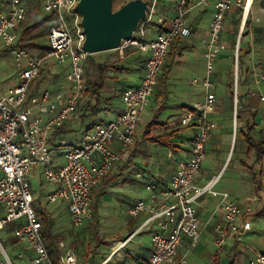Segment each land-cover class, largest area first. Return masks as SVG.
Here are the masks:
<instances>
[{
    "label": "built area",
    "instance_id": "2783aa9c",
    "mask_svg": "<svg viewBox=\"0 0 264 264\" xmlns=\"http://www.w3.org/2000/svg\"><path fill=\"white\" fill-rule=\"evenodd\" d=\"M36 1L49 14V48L42 55L32 54L16 44L19 29L26 18L27 0H7L0 10V41L9 47L20 68L17 84L5 93L0 92V228L16 225L13 230L15 240L25 246L15 258H11L0 241V264H16L17 261H25L26 264H77L75 252L63 242L56 245L57 255L55 263L52 262L42 236L43 224L35 210L29 174L36 167L40 168L45 180L54 186L45 195L46 205L65 203L71 226L82 227L91 218L92 191L130 156L141 116L158 84L171 46L178 39L192 35L189 15L196 9L208 7L212 11L207 35L200 40L205 65L201 82L204 100L195 105L193 111H186L179 117L181 127L193 130L188 157L177 166L167 185L160 181L146 183L147 199L129 205L127 216L146 215L133 234L155 228L151 234V250L140 264H187L186 257L178 255L182 239L188 238L191 247H195L201 232L217 213H220V221L213 226L216 253L224 251L226 241L237 239L251 230L254 209L230 202L228 193L215 191L220 174L203 186L199 180L210 135L217 129V123L210 116L216 108L215 90L220 85L214 79L216 65L227 49L221 37L225 19L232 10H240L243 28L253 6L257 5L261 19H255V22L264 29V0H171L175 13L169 20V26L164 27V19L159 17L155 23L159 30L151 38L147 37V26L156 15L158 0H143L148 2L146 18L140 22L132 38L123 41L117 49L136 47L140 53L147 54L139 85L123 91L122 112L113 120L93 125L75 144L61 143L56 148L49 145L52 133L67 122L78 120L76 110L86 91L84 71L90 55L83 50L85 36L81 17L76 11L78 0ZM239 32L238 40L242 29ZM49 59L58 64L69 61L66 75L68 92L45 89L40 93H30L31 84L38 79L43 64ZM233 59L237 66L238 45ZM234 80L233 138L239 101L236 74ZM255 82L258 84L259 81L256 79ZM248 96L264 101V96L255 90H248ZM114 143L117 147L113 146ZM53 152L63 158L62 164H54ZM206 196L217 199L218 203L208 221L202 223L197 207ZM261 199L264 200V192ZM21 219H25V224L17 226ZM126 242H119L117 250ZM111 258L112 254L99 264H110ZM247 264H264V253L257 254Z\"/></svg>",
    "mask_w": 264,
    "mask_h": 264
},
{
    "label": "rangeland",
    "instance_id": "374dc122",
    "mask_svg": "<svg viewBox=\"0 0 264 264\" xmlns=\"http://www.w3.org/2000/svg\"><path fill=\"white\" fill-rule=\"evenodd\" d=\"M126 1L125 0H113L112 9L117 10ZM7 0H0V10L6 5ZM168 9L173 8L171 0H159L156 7V15L153 18V22L147 26V37L151 38L155 28V23L162 13V7ZM27 12L26 18L21 25L18 32L19 44L29 50L32 54L42 55L46 51L48 46V40L46 34H41L40 28L35 23H45L44 19H49V14L45 13L39 6L36 0H27L26 3ZM211 10V7H208ZM255 19H261L257 7H253L251 16L246 20L243 25L240 39L239 30L241 27V14H236L234 18V24L228 20L231 33L224 35V39L230 44L229 49H226L222 56L228 59L221 61L220 64V78L222 83L216 87L215 93L218 94L216 100L217 106H224L226 109L223 112L220 123L224 124L223 129L218 128L211 135L208 145L206 147V159L201 165L202 180L200 185H205L207 181L217 176L220 173L218 182L215 186V191L223 193H229L231 189L240 180L241 175H245L250 178L252 182V176L256 170H250L246 165L256 166V158L254 151L250 154L247 153V143L242 140L241 130H245L243 125L239 126L236 118V131L235 138L236 144L232 142L233 128H234V101H232L231 109H228L230 94L227 90L226 83H231L235 87V74L240 76L244 88L246 89L247 98H255L248 96V90H258V87H264V35H256L255 28H261L260 23H256ZM210 21V18H209ZM209 21L204 18L200 21L199 30L207 32ZM70 25V21H68ZM156 32V31H155ZM239 41V42H238ZM30 42L33 45L29 44ZM180 46H187V49L183 52V61L174 63L172 70L167 74L164 84L161 83L160 78L156 87H167V97L161 102L158 101L160 90L155 89L152 96L149 98L148 104L141 116L139 127L136 131V139L140 138L142 144L139 148V153L135 155L133 159V165L128 169L130 178L135 182L134 187H108L104 190V196L98 197L100 186L104 182L101 181L97 187L92 191V203H91V218L86 220L82 227L73 228L70 224L67 214L66 206L63 203H56L51 206L46 205L45 195L47 192L53 190L54 186L51 185L42 175L41 169H37V173L33 169L29 174V182L31 183L32 193L36 201L35 210L37 216L41 220L42 214H47L49 218V231L51 237H55L57 245L59 242H63L66 247L72 248L77 256V264H99L103 261V258L109 253V246L111 245L112 251L120 246L123 242L124 236L130 235L134 228L133 225L128 224L131 219L127 216V208L134 201H141L147 199V192L145 191V184L158 181L160 176L168 174L173 168L177 166L185 158L183 153H179V149L154 145L144 140L143 133L148 123L152 120L156 122H166L170 118L173 119L178 112L176 106L178 101L175 100L177 94H171L173 87H191L190 78L198 75L202 68L201 51L202 45L199 46V38H189V40H181ZM193 45V48L191 47ZM201 44V43H200ZM227 45V44H226ZM238 45V63L235 66L233 59V53ZM175 55V54H174ZM144 54L140 53L138 48L132 47L123 49L122 51L113 50L103 52L99 54L90 55L85 63V85L88 86V92L83 94L79 107H77L76 114L78 120L73 121L68 127L69 132L63 133L60 136V141H65L68 144H75L81 139L85 128L90 123L107 122L113 118L115 109L112 110H99L95 114H89L92 108H96V98L92 96L94 82H99L100 75L98 73V66H103L105 69V81L106 87L122 88L135 86L138 83V75L140 64L143 61ZM69 61L63 64H58L55 61L49 59L43 64L40 75L36 81L31 84L30 93H40L45 89H49L53 92H68L69 85L66 81V75L69 71ZM109 66V67H108ZM20 68L15 62L13 56L10 53L9 47L5 46L0 41V92L5 93L7 90L17 84L18 72ZM162 70V69H161ZM161 75V72L160 74ZM223 78V80H222ZM256 79L259 81L256 84ZM201 80L195 84L200 87ZM201 89H203L201 87ZM259 92V91H258ZM101 96V94H99ZM264 96V92H262ZM257 98V97H256ZM238 99V97H237ZM258 99V98H257ZM116 105H119L117 99ZM264 102V101H262ZM159 106L161 108H159ZM227 106V107H226ZM119 107V106H118ZM158 108V109H157ZM186 111V110H184ZM239 101L236 105V117H239ZM176 120H179L177 118ZM219 122V121H218ZM222 130L221 133L219 130ZM166 131L164 125L156 127L151 131L152 136H158ZM220 133V134H219ZM247 133V132H246ZM256 133V132H255ZM179 137L171 140L176 142L177 147L181 150H188L189 143L185 141L189 138V131L183 129L179 132ZM254 135H252V138ZM51 138V137H49ZM238 139V140H237ZM51 139H48L50 141ZM51 142H49L50 145ZM246 143V145H245ZM137 144L134 146L136 147ZM56 148V147H55ZM180 150V151H181ZM131 151V150H130ZM130 157V156H129ZM54 164L56 163V152L52 155ZM129 159V158H128ZM63 160V159H62ZM61 161V159H59ZM222 169V170H221ZM38 174V175H37ZM110 175V174H109ZM109 175L107 177H109ZM139 175V177H137ZM106 177V178H107ZM248 192L252 190V187L247 188ZM253 191V190H252ZM251 193V192H250ZM126 195L122 200L121 196ZM255 199L258 195L252 193ZM208 197V196H207ZM206 197V198H207ZM128 201V202H127ZM212 201V200H210ZM208 202V201H207ZM215 200H213L206 210L211 211L215 206ZM256 206H253V209ZM2 214H0V218ZM17 226L25 224V219H21L16 223ZM16 225L11 224L0 228V241L3 243L8 255L11 258H15L19 250L25 248L24 244H18L13 235V230ZM151 230H155L154 227ZM134 233V232H133ZM123 236V237H122ZM149 234L145 233L139 238H143L145 243L149 240ZM126 238V237H125ZM136 238L133 243H137ZM142 239V240H143ZM0 252V257H1ZM16 264H26L25 261H17Z\"/></svg>",
    "mask_w": 264,
    "mask_h": 264
},
{
    "label": "crops",
    "instance_id": "0c3cea01",
    "mask_svg": "<svg viewBox=\"0 0 264 264\" xmlns=\"http://www.w3.org/2000/svg\"><path fill=\"white\" fill-rule=\"evenodd\" d=\"M255 6L257 7V5H254L253 7H255ZM161 10H162V13H164V14H161V16H159V17L164 19V27H168L169 26V20L173 17V15L175 13L174 5H173L172 9H168V8L163 6ZM211 11H212V9L209 10L208 8L207 9H200V10L196 9L195 11H193L189 15L188 22H189V25L192 27L193 32H192V35L190 37L183 38L184 40H187V39L189 40V38H199V41H200L202 38H204L207 35V32L203 31L204 33H202L199 30V28H200L199 23H200V21L204 20V18H206V20L209 21V18L211 16ZM235 11H237V10H234V11L232 10L227 15V18L225 19V23H224V30H223V33L221 36L222 40L225 42V44H227V49H229L230 44H228L227 41L224 39V37H225L224 35H228L229 33H231V31H229L230 27H229V24L227 23V21L230 20L229 18L234 14ZM257 11H258V7H257ZM241 25H242V22H241ZM158 30H159V27L155 26L154 30H152L154 32L151 33V37L155 36V34L158 32ZM183 39H178L174 43L175 45L174 46L172 45L174 47V49L172 51H169L168 56H167V58L163 64V65H167L170 67L168 70V73H170V71L172 70L174 63H176V62L179 63L180 60L183 61V52H184V50L187 49V46H180V44H181L180 41ZM200 43H201V41L199 42V46H201ZM191 47L193 48V45ZM146 56H147V54H144L143 61L145 60ZM200 56L202 59V68L200 70V73H198V75L195 73V76H192V78H190L189 83H190L191 87H187V85H185V87H173V91H171V94H177L175 97V100L178 101L177 102L178 105L176 106V108L178 109V112L175 113L176 115L174 116L173 119L170 118L166 122H162V123L157 122L159 125H164V127L166 129V131L164 133H170L172 131H179L180 132L181 130L186 129L184 127H181L179 124V120H176V119L179 118L184 112L190 111L189 109L194 108L195 105L203 102V100H204V90L201 89V87H202L201 83H200V87H192V86H197L195 84H197L200 80L202 82V79L204 77L205 65H204V60H203V50L201 51ZM228 58L229 57H227V58L223 57L221 54V57H220L219 61L217 62L214 79L218 83H222V82H220L221 81V78H220L221 69H220L219 63L223 60L228 59ZM143 61L141 62L140 68H139V75H138L139 80L135 86L122 87V88H117V87L114 88V87H106L105 86L103 88V90L100 92L101 96L99 95V102L96 105V109L89 112V114H95L99 110H101V111L102 110L103 111L112 110L113 111L115 109L116 112L113 115V118L111 120H113L117 115H119L123 109V106L121 103V94L123 93L124 90L133 89L139 85L140 79L142 77ZM184 65L187 66V64L185 62H184ZM161 75H162V70H161ZM161 75H159V78L161 77ZM222 80H223V78H222ZM244 87L245 86H243V84H241L240 90L242 91L243 94L246 95V89ZM165 88H167V87H161V88L155 87V89L160 90V94H159V98H158L159 102H161L165 97H167L168 92H167V89H165ZM88 89H89V87H86V91ZM155 89H154V91H155ZM154 91H153V93H154ZM257 91H259V93L262 94V92H264V87H258ZM215 95H216V100H217L218 94L215 93ZM245 95L243 98H241V104L239 106V110H240L239 111L240 112L239 117H236L238 120L239 126L243 125V128H245V130H241V134H242L241 136H243L242 140L244 141L245 134H250L251 138H252V135H254V137L252 138V140L254 142L264 144V102L259 101V99H257L256 97L255 98H247ZM116 99H117L119 105H116V103H115ZM229 103H230V105L228 106V109H231V106H232L231 96L229 98ZM159 108H161V107L159 106ZM224 109H226L224 106L222 107L220 105L219 106L216 105L214 113L210 116V118L217 123V129L220 127H221V129H223L222 126L224 124H222L223 122L220 123V121H221V117L223 115V112L225 111ZM184 110H186V111H184ZM111 120H109V121H111ZM109 121H107V122H109ZM72 122L73 121H69L66 123V125H65V131L66 132H69L68 127H69V125H71ZM103 123H106V122H101V124H103ZM96 124H98V123L88 124V125H90V127L87 128V126H88L87 125L84 133L87 130H89L93 125H96ZM221 129L219 130L220 133L222 131ZM186 130L189 131V138L186 139L185 141H188L189 148H190V140H191V137L193 134V130L192 129H186ZM164 133H162V134H164ZM162 134H160V135H162ZM213 134H214V132L211 135H213ZM211 135H210V137H211ZM177 137H179V135L174 136L171 140L174 141V139H176ZM234 138L232 139V142H234L236 144V141L234 140ZM209 140H210V138H209ZM141 141L142 140L140 138L135 140V144H137V145H136V147L133 146L131 148L129 159L127 161L117 165L113 169V171L110 173L109 177L105 178L104 182L102 183V186L106 182H108V186L106 188H108V187H118V188L125 187V188H127L128 186L129 187L135 186L134 185L135 182L130 178V176L128 174V169L133 165V159H134L135 155H137L140 151L139 148L142 144ZM54 143L57 146L61 143H67V142L60 141V139L58 138ZM50 145H52V144H50ZM154 145H157V144H154ZM245 145H246V143H245ZM56 146H52V147L55 148ZM113 146L117 147V144L114 143ZM175 146H176L175 148L179 149V153H181V154L183 153L185 158L188 157L189 149L188 150H181L180 148L177 147L176 142H175ZM247 148H248V146H247ZM59 159H61V161H59ZM62 159L63 158L56 152V158H55L56 163L55 164H59V165L62 164L63 163ZM246 166L250 170H256L255 174L252 176L253 181L250 182L249 177H246L245 175H241L240 180L237 181V184L233 187V189H231L229 191L228 200L230 202L237 203V204H240L243 206H251L252 208H253V206H256V208H254L253 216L251 217V220H250L251 221V230L245 232L243 235H241L237 239H232V240L226 241L225 246H224V251H222L221 253L218 254V253H216V249H215V246L213 243V240H214L213 226L217 222L220 221V213H217L215 215V217H213L211 219L208 227L201 232V235H200L198 242H197L195 247H191L190 241L188 238L184 237L182 239V241L178 247V255L179 256H185L187 259V264H247L248 261L250 259L254 258L257 254L264 253V200L261 199V194H262V192H264V156H262L259 164H257L256 166H252V165H246ZM37 169H38V167H36L34 169L36 173L38 172ZM175 169H176V167L173 168L172 170H170L168 174L164 175L165 177H163V174H162L160 176V178H158L159 179L158 181L162 182L163 185H167L169 183L170 177L173 174V172L175 171ZM30 176L31 175H29L28 179L30 178ZM202 178L203 177L201 176L199 183L202 180ZM30 185H31V183H30ZM250 186L252 187V190H253V191L250 190L251 193L248 192V190H247V188ZM31 191H32V188H31ZM51 191H49V192H51ZM49 192H47V193H49ZM252 193H254L255 195H258V197L255 199V197L252 196ZM104 194L105 193L103 192L102 195L104 196ZM125 197H127V196L126 195L121 196V198H122L121 201H123V199ZM206 197L201 199L200 205L197 207L198 215H199V218H200L202 223H206L208 221V219L210 218L211 212L214 210V208L216 207V205L218 203L217 199H213L209 196L207 198ZM210 200L216 201L215 206L212 208L211 211L206 210L208 205L212 202ZM141 201H145V200H141ZM136 202L137 201H134V203H136ZM63 204H65V203H63ZM65 206H66V204H65ZM68 217H69V215H68ZM145 218H146V215L141 214L138 217L131 218L128 221V224L133 225V227H132V229L134 228L133 232H135L137 230V228H139V226L142 224V222L145 220ZM133 232L130 235H128V237L122 236L123 237L122 240L125 239L127 242L120 250H117V248H115L112 252V248L110 245L109 246V253L103 258V260L105 258H107L110 254H112L110 264H140V263L144 262L148 256L150 250H151V234H152L153 230H151V229L145 230L144 229V230H141L140 232H138L137 234H133ZM145 233H148L150 236L147 243H145L143 238H139ZM136 238H139L138 242L133 243V241ZM125 240H123V241H125Z\"/></svg>",
    "mask_w": 264,
    "mask_h": 264
},
{
    "label": "water",
    "instance_id": "95a60500",
    "mask_svg": "<svg viewBox=\"0 0 264 264\" xmlns=\"http://www.w3.org/2000/svg\"><path fill=\"white\" fill-rule=\"evenodd\" d=\"M112 1L78 0L76 11L81 17L85 36L83 50L88 55L119 49L123 41L132 38L140 22L146 18L147 1L130 0L117 10L112 9Z\"/></svg>",
    "mask_w": 264,
    "mask_h": 264
},
{
    "label": "trees",
    "instance_id": "16d2710c",
    "mask_svg": "<svg viewBox=\"0 0 264 264\" xmlns=\"http://www.w3.org/2000/svg\"><path fill=\"white\" fill-rule=\"evenodd\" d=\"M236 14L240 15L241 11L240 10L235 11L234 14L229 18L230 21L233 24L235 23L234 22V18H235ZM44 22L45 23L38 22V23H35V25H37V27L40 28L39 31L41 32V34H46L47 35L48 29H49V19H44ZM254 32H255L256 35H258V34L264 35V29H262V27L261 28H257V29L255 28ZM29 44L33 45L32 42H30ZM174 45L175 44H173V46ZM173 46L171 47L170 51H172L174 49ZM238 55H239V52H238ZM106 68H107V66L106 67L98 66V73L100 75V79H99L100 81L96 82V83L94 82V84H93L92 96H94L96 98L97 104L99 102V94L103 90V88L105 87L104 81H105L106 77H105L104 72H105ZM169 68H170L169 66L163 65L162 75L160 77V81L162 82V84H164L165 79L167 78V74H168ZM241 84H242V81L240 79V76H238L237 86H238L239 106L241 104V98H243L244 95H245L240 90ZM226 85H227L228 92H229V94L231 96V101H233V88L234 87H233V85L231 83H227ZM87 92L88 91H85V93H87ZM95 109L96 108H92V110H95ZM189 110L193 111V108H191ZM65 125L66 124H64L63 126L57 128L52 133L51 138H50L51 140L49 141V142H51L50 144H52V146H56L54 142L58 138H60V136L63 135V133L66 132L65 131ZM159 126H161V125H159L155 120H152L150 123H148L147 126H146V129H145V131L143 133L144 140L148 141L151 144H157V145H161V146L175 148L176 146H175V144L173 142H171V139L174 136H177L179 134V131H172L170 133H164L162 135H158V136H155V137L152 136L151 131L154 128L159 127ZM88 127H90V125H88L87 128ZM186 129H188V128H186ZM189 129H191V128H189ZM244 140H245V142L247 143V146H248L247 153L250 154V153H252L254 151L256 162H257V164H259L262 156H264V144L254 142L252 140V138L250 137V134H245ZM235 141H236V139H235ZM58 146L59 145H57L56 147H58ZM107 186H108V182H106L103 186L102 185L100 186V191H99L98 197H101V195L103 194V192H104V190L106 189ZM41 221H42V224H43L42 236H43L47 251H48V253L50 255V258H51L52 262L55 263L54 260H55V257L57 255V250H56V245H55L56 244V242H55L56 238L55 237H51V235H50V231L48 229L49 223H50L48 215L47 214L46 215L42 214L41 215Z\"/></svg>",
    "mask_w": 264,
    "mask_h": 264
},
{
    "label": "bare ground",
    "instance_id": "6f19581e",
    "mask_svg": "<svg viewBox=\"0 0 264 264\" xmlns=\"http://www.w3.org/2000/svg\"><path fill=\"white\" fill-rule=\"evenodd\" d=\"M248 7H249V5H248Z\"/></svg>",
    "mask_w": 264,
    "mask_h": 264
}]
</instances>
